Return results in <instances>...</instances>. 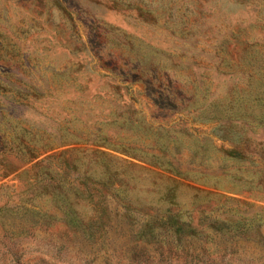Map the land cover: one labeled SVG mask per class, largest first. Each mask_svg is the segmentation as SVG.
Masks as SVG:
<instances>
[{"label": "rangeland", "instance_id": "1", "mask_svg": "<svg viewBox=\"0 0 264 264\" xmlns=\"http://www.w3.org/2000/svg\"><path fill=\"white\" fill-rule=\"evenodd\" d=\"M0 264H264V0H0Z\"/></svg>", "mask_w": 264, "mask_h": 264}]
</instances>
